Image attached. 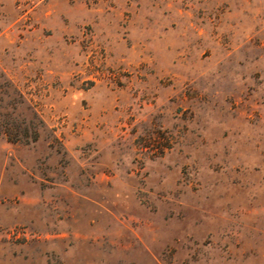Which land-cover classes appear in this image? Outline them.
I'll list each match as a JSON object with an SVG mask.
<instances>
[{"label": "rangeland", "instance_id": "rangeland-1", "mask_svg": "<svg viewBox=\"0 0 264 264\" xmlns=\"http://www.w3.org/2000/svg\"><path fill=\"white\" fill-rule=\"evenodd\" d=\"M0 264H264V0H0Z\"/></svg>", "mask_w": 264, "mask_h": 264}, {"label": "trees", "instance_id": "trees-1", "mask_svg": "<svg viewBox=\"0 0 264 264\" xmlns=\"http://www.w3.org/2000/svg\"><path fill=\"white\" fill-rule=\"evenodd\" d=\"M22 136H24V135H20V138H21Z\"/></svg>", "mask_w": 264, "mask_h": 264}]
</instances>
